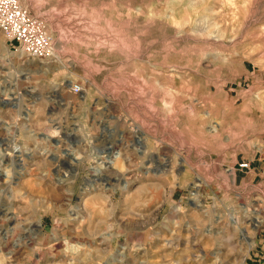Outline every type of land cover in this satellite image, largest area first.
Instances as JSON below:
<instances>
[{
  "label": "rangeland",
  "instance_id": "rangeland-1",
  "mask_svg": "<svg viewBox=\"0 0 264 264\" xmlns=\"http://www.w3.org/2000/svg\"><path fill=\"white\" fill-rule=\"evenodd\" d=\"M20 3L54 56L0 32V264H264V0Z\"/></svg>",
  "mask_w": 264,
  "mask_h": 264
},
{
  "label": "built area",
  "instance_id": "built-area-1",
  "mask_svg": "<svg viewBox=\"0 0 264 264\" xmlns=\"http://www.w3.org/2000/svg\"><path fill=\"white\" fill-rule=\"evenodd\" d=\"M0 32L29 58L49 59L54 56L53 41L43 21L23 8L20 0H0ZM72 89L75 92L82 90L79 84H74ZM240 165L249 167L247 162Z\"/></svg>",
  "mask_w": 264,
  "mask_h": 264
},
{
  "label": "bare ground",
  "instance_id": "bare-ground-1",
  "mask_svg": "<svg viewBox=\"0 0 264 264\" xmlns=\"http://www.w3.org/2000/svg\"><path fill=\"white\" fill-rule=\"evenodd\" d=\"M5 94H6V96H4V97L0 96V105H2V106H6V105L10 104L11 92L8 93L5 91ZM2 106H0V110L3 108ZM14 106L16 107L15 104H14ZM7 140H9V139L8 138H1V140H0V175H3V176L4 175L8 176L10 173V170L4 171V169L2 168V165L4 164L3 159H2V154H4V155L7 154V151L11 148V145H12V143H10L9 145H7L5 147L4 144ZM1 152H3V153H1ZM13 152H14V156L16 157V160L18 162H20V164H22V162L24 161L23 156H25L23 150L19 147H15L13 149ZM120 155H121L120 152H113V153L110 152V154L107 155V157L110 158V163H112L113 160L115 158H118ZM74 159L76 160L78 158L76 156H74ZM22 167L24 168V165H22ZM112 177L113 176H108L107 179H112Z\"/></svg>",
  "mask_w": 264,
  "mask_h": 264
}]
</instances>
